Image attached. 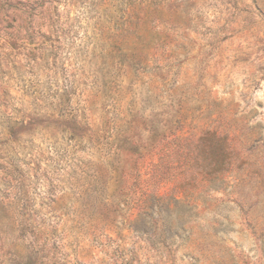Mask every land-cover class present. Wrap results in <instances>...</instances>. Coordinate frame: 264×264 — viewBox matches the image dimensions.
<instances>
[{"label": "rangeland", "instance_id": "rangeland-1", "mask_svg": "<svg viewBox=\"0 0 264 264\" xmlns=\"http://www.w3.org/2000/svg\"><path fill=\"white\" fill-rule=\"evenodd\" d=\"M0 264H264V0H0Z\"/></svg>", "mask_w": 264, "mask_h": 264}, {"label": "trees", "instance_id": "trees-1", "mask_svg": "<svg viewBox=\"0 0 264 264\" xmlns=\"http://www.w3.org/2000/svg\"><path fill=\"white\" fill-rule=\"evenodd\" d=\"M216 133L215 132H204L203 135L201 137H199L196 141V144H200L196 146V151L198 152L199 156L202 157L205 166H203L202 168H200V172H197V175L200 176L201 179H205L204 175H210L209 170H214L215 165L218 161H216V159H212L210 162L208 161L209 158H215L216 152L214 150H211L209 146L204 147L203 145H206L211 138H215ZM174 142H178L179 143V148L181 147V142H185L187 139L184 137H176L174 138ZM181 165V164H179ZM177 167V166H176ZM185 174V172H180L178 173L177 177L179 178H183V175ZM177 193L183 195L185 193V189L182 187L177 188Z\"/></svg>", "mask_w": 264, "mask_h": 264}]
</instances>
